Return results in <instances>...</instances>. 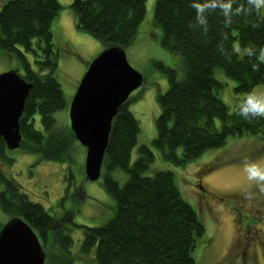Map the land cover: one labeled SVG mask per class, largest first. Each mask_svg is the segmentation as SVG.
<instances>
[{
  "label": "trees",
  "instance_id": "1",
  "mask_svg": "<svg viewBox=\"0 0 264 264\" xmlns=\"http://www.w3.org/2000/svg\"><path fill=\"white\" fill-rule=\"evenodd\" d=\"M146 2L74 0L70 7L78 28L105 47L118 45L127 51L145 17ZM244 5L245 0H235L233 7ZM60 8L58 0H6L0 7V50L15 55L22 66L20 75L32 83L20 120L21 146L41 159L57 162L72 157L68 150L71 139L66 132L63 134L56 115L66 106L57 76L58 52L52 32ZM223 20L219 9L211 10L205 32L196 23L190 0H156L154 25L162 30L161 43L182 59L181 75L168 70V89L159 95L161 113L152 146L165 160L186 163L223 146L229 137L251 135L264 139V118L245 120L238 115V108L231 112L219 96L222 83L215 77L216 71L222 70L238 83L239 92L264 84V66L253 72L254 60L237 55L225 57L217 51L221 42L228 50L235 43L264 46V20L255 13L233 17L228 27ZM127 104L113 119L104 159V186L116 210L103 225L81 226L79 251L83 258L78 260L82 264H196L193 252L198 239L205 235V226L196 208L182 196L171 170L147 173L155 159L149 145L140 144L132 162L141 128ZM1 158L12 162L2 141ZM116 171L126 174L123 183V178L114 174ZM2 174L0 208L6 216H21L33 227L49 250V264L76 261L69 231Z\"/></svg>",
  "mask_w": 264,
  "mask_h": 264
},
{
  "label": "rangeland",
  "instance_id": "2",
  "mask_svg": "<svg viewBox=\"0 0 264 264\" xmlns=\"http://www.w3.org/2000/svg\"><path fill=\"white\" fill-rule=\"evenodd\" d=\"M5 1L0 0V7ZM73 1L58 0L61 8L52 24L58 52L57 76L66 100V106L56 115L63 134L66 132L71 139L68 150L72 157L59 162L41 159L20 145L19 149L9 150L11 163L10 160L0 159V173L14 180L30 200L42 204L52 215L62 217L71 213L67 228L60 227L69 231L73 238L72 251L77 260L72 264H82L78 260L83 258L79 251L83 239L81 226L94 227L107 223L114 216L116 206L104 186V163L97 181L86 179V148L78 142L70 127L72 98L92 60L105 47L93 35L78 28L70 7ZM155 4L156 0H147L145 17L137 37L127 49L130 64L144 76L142 87L131 94L127 104L141 128L132 162L137 158L138 146L147 144L155 154L147 173L152 175L168 169L175 174L182 196L196 208L205 226V235L198 239L193 252L196 264H264V198L246 201L228 187L244 160L264 158V139L251 135L229 137L223 146L209 149L186 163L165 160L152 146L157 136L156 120L161 113L159 95L164 94L169 86L167 71L176 70L179 76L182 73L181 57L161 43L162 30L154 25ZM29 58L32 59L31 56ZM32 66L37 69L35 64ZM16 69L19 74L23 73L15 55L0 50V74ZM215 77L222 83L219 96L231 112L238 108L246 95L264 90L262 84L251 91L239 92L236 90L238 83L220 69ZM36 119L38 127V115ZM114 174L123 178L121 183L126 179V174L121 171ZM2 187L3 182L0 181ZM8 218L0 208V225ZM43 249L49 254L47 248L43 246ZM45 264H49L47 257Z\"/></svg>",
  "mask_w": 264,
  "mask_h": 264
},
{
  "label": "water",
  "instance_id": "3",
  "mask_svg": "<svg viewBox=\"0 0 264 264\" xmlns=\"http://www.w3.org/2000/svg\"><path fill=\"white\" fill-rule=\"evenodd\" d=\"M143 74L128 60L127 51L105 47L82 76L69 107L72 133L86 148L89 181L101 177L113 119L131 94L142 87ZM32 88L16 70L0 74V141L8 150L20 147V120ZM46 253L33 227L21 216L10 217L0 228V264H45Z\"/></svg>",
  "mask_w": 264,
  "mask_h": 264
},
{
  "label": "clouds",
  "instance_id": "4",
  "mask_svg": "<svg viewBox=\"0 0 264 264\" xmlns=\"http://www.w3.org/2000/svg\"><path fill=\"white\" fill-rule=\"evenodd\" d=\"M235 0H190V7L195 10V20L202 31H207V15L211 10L219 9L225 27L233 23V17L255 13L264 20V0H245L244 6L233 7ZM256 27V25H252ZM224 39L227 35L224 34ZM217 51L220 55L230 57H248L254 60L251 64L253 72L264 66V46L235 44L231 50L221 42ZM238 115L245 120L264 118V90L253 91L246 95L238 106ZM231 191L238 192L244 200L253 201L264 198V158L246 159L238 169L237 176L228 186ZM255 189V190H253Z\"/></svg>",
  "mask_w": 264,
  "mask_h": 264
},
{
  "label": "flooded vegetation",
  "instance_id": "5",
  "mask_svg": "<svg viewBox=\"0 0 264 264\" xmlns=\"http://www.w3.org/2000/svg\"><path fill=\"white\" fill-rule=\"evenodd\" d=\"M1 141L4 142L3 140H1ZM5 146H6V144H5ZM56 218H57V220H56L57 221V223H56L57 225H59V226L60 225L66 226L67 225V222L69 221V219H71V213H68V214L63 215L62 217H56ZM66 228H67V226H66Z\"/></svg>",
  "mask_w": 264,
  "mask_h": 264
}]
</instances>
